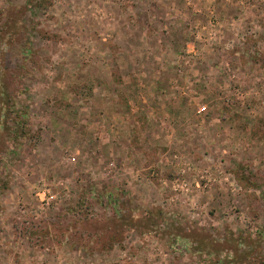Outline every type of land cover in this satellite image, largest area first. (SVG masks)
<instances>
[{"label":"rangeland","instance_id":"obj_1","mask_svg":"<svg viewBox=\"0 0 264 264\" xmlns=\"http://www.w3.org/2000/svg\"><path fill=\"white\" fill-rule=\"evenodd\" d=\"M0 264H264V0H0Z\"/></svg>","mask_w":264,"mask_h":264}]
</instances>
